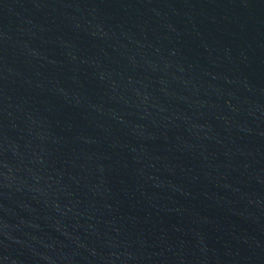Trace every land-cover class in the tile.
Here are the masks:
<instances>
[{
  "label": "water",
  "instance_id": "water-1",
  "mask_svg": "<svg viewBox=\"0 0 264 264\" xmlns=\"http://www.w3.org/2000/svg\"><path fill=\"white\" fill-rule=\"evenodd\" d=\"M0 264H264V0H0Z\"/></svg>",
  "mask_w": 264,
  "mask_h": 264
}]
</instances>
